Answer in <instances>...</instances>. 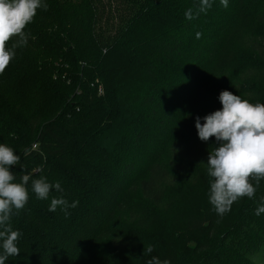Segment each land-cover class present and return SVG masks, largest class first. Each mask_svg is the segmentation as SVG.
Here are the masks:
<instances>
[{"label":"trees","instance_id":"trees-1","mask_svg":"<svg viewBox=\"0 0 264 264\" xmlns=\"http://www.w3.org/2000/svg\"><path fill=\"white\" fill-rule=\"evenodd\" d=\"M46 3L0 73V143L20 157L17 182L59 181L50 198L78 204L49 212L29 181L5 264H264V179L218 215L202 164L214 137L195 129L226 88L264 103V0Z\"/></svg>","mask_w":264,"mask_h":264},{"label":"clouds","instance_id":"clouds-1","mask_svg":"<svg viewBox=\"0 0 264 264\" xmlns=\"http://www.w3.org/2000/svg\"><path fill=\"white\" fill-rule=\"evenodd\" d=\"M220 3L228 6V0ZM211 6L212 0H198L197 12L206 13ZM38 9H47L46 0H0V73L15 58L16 49L26 45L25 29ZM195 14L190 8L185 17L192 20ZM200 35L197 32L196 38ZM217 98L222 107L203 117L196 116L195 129L203 142L214 137L207 163L202 164L210 177L208 202L218 215H223L239 198H254L256 188L250 183V177L257 181L264 179V103H252L228 90H222ZM19 163L20 157L14 154V149L0 143V264L19 254L17 241L21 233L13 229L10 220L13 210L24 208L28 202L29 181L37 199L50 200L49 212L59 207L67 216V209L78 204V201L69 203L63 196L50 198L52 190L63 191L59 181L49 182L45 176L32 178L35 174L25 173L17 182L15 172L10 169ZM254 211L258 216L264 213V199ZM146 251L151 253L153 248L148 246ZM147 264H169V261L153 256Z\"/></svg>","mask_w":264,"mask_h":264},{"label":"rangeland","instance_id":"rangeland-1","mask_svg":"<svg viewBox=\"0 0 264 264\" xmlns=\"http://www.w3.org/2000/svg\"><path fill=\"white\" fill-rule=\"evenodd\" d=\"M225 90H228L231 92L230 88H226ZM164 225L161 221H158L157 224L155 225V228L153 229V232H155L156 234H160L161 232H163Z\"/></svg>","mask_w":264,"mask_h":264}]
</instances>
